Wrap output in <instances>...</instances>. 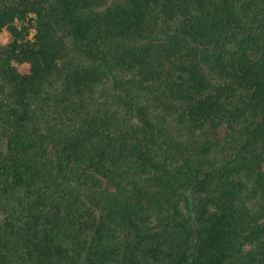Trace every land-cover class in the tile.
Here are the masks:
<instances>
[{
    "label": "trees",
    "instance_id": "1",
    "mask_svg": "<svg viewBox=\"0 0 264 264\" xmlns=\"http://www.w3.org/2000/svg\"><path fill=\"white\" fill-rule=\"evenodd\" d=\"M0 216V264H264V0H0Z\"/></svg>",
    "mask_w": 264,
    "mask_h": 264
},
{
    "label": "rangeland",
    "instance_id": "2",
    "mask_svg": "<svg viewBox=\"0 0 264 264\" xmlns=\"http://www.w3.org/2000/svg\"><path fill=\"white\" fill-rule=\"evenodd\" d=\"M4 37V36H3ZM5 39H6V36H5ZM2 218V216H0V219Z\"/></svg>",
    "mask_w": 264,
    "mask_h": 264
}]
</instances>
